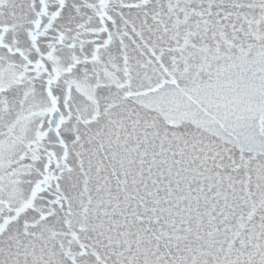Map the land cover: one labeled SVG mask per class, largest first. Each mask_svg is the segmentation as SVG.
Instances as JSON below:
<instances>
[{"label": "snow or ice", "instance_id": "6c2138e0", "mask_svg": "<svg viewBox=\"0 0 264 264\" xmlns=\"http://www.w3.org/2000/svg\"><path fill=\"white\" fill-rule=\"evenodd\" d=\"M0 264H264V0H0Z\"/></svg>", "mask_w": 264, "mask_h": 264}]
</instances>
